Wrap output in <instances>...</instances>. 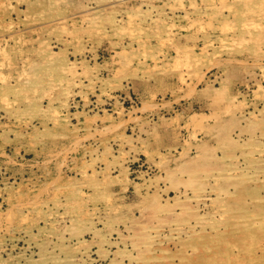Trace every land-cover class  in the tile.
Listing matches in <instances>:
<instances>
[{
	"label": "rangeland",
	"instance_id": "rangeland-1",
	"mask_svg": "<svg viewBox=\"0 0 264 264\" xmlns=\"http://www.w3.org/2000/svg\"><path fill=\"white\" fill-rule=\"evenodd\" d=\"M0 264H264V0H0Z\"/></svg>",
	"mask_w": 264,
	"mask_h": 264
},
{
	"label": "bare ground",
	"instance_id": "bare-ground-1",
	"mask_svg": "<svg viewBox=\"0 0 264 264\" xmlns=\"http://www.w3.org/2000/svg\"><path fill=\"white\" fill-rule=\"evenodd\" d=\"M227 128V127H226ZM221 129V128H220ZM224 130V129H223ZM218 131H219V129H218ZM216 133H218V132H216ZM196 137V136H195ZM202 147H204V146H202ZM200 154V153H199Z\"/></svg>",
	"mask_w": 264,
	"mask_h": 264
}]
</instances>
